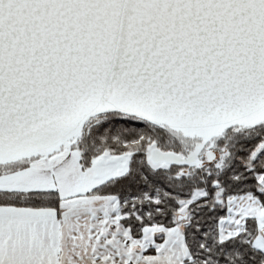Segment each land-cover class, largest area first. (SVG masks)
I'll return each mask as SVG.
<instances>
[{
	"label": "snow or ice",
	"instance_id": "6c2138e0",
	"mask_svg": "<svg viewBox=\"0 0 264 264\" xmlns=\"http://www.w3.org/2000/svg\"><path fill=\"white\" fill-rule=\"evenodd\" d=\"M0 264H264V0H0Z\"/></svg>",
	"mask_w": 264,
	"mask_h": 264
}]
</instances>
